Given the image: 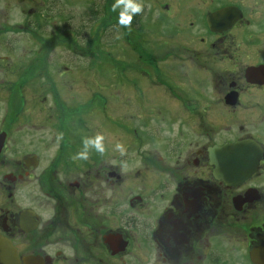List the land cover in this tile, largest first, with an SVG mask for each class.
<instances>
[{
  "label": "flooded vegetation",
  "instance_id": "obj_1",
  "mask_svg": "<svg viewBox=\"0 0 264 264\" xmlns=\"http://www.w3.org/2000/svg\"><path fill=\"white\" fill-rule=\"evenodd\" d=\"M36 1L0 0V264H264V0L104 3L76 73Z\"/></svg>",
  "mask_w": 264,
  "mask_h": 264
},
{
  "label": "rangeland",
  "instance_id": "obj_2",
  "mask_svg": "<svg viewBox=\"0 0 264 264\" xmlns=\"http://www.w3.org/2000/svg\"><path fill=\"white\" fill-rule=\"evenodd\" d=\"M110 1V3H109ZM148 0V3L151 4ZM115 3V0H37L38 6L37 16L41 19L44 18L45 12L50 15V20L44 19L43 26L38 31V36H44V33L51 32L52 39L50 45L51 58L53 60V69H59V72L64 71L66 68H70L72 73L82 72L87 68H80L81 64H85L87 61H81L80 59H88L94 56V53L82 55L87 47L86 41H91L93 28V20L95 16H103L104 3L111 7ZM112 9V7L110 8ZM150 9V8H149ZM21 10V9H20ZM100 12H99V11ZM120 9L116 10V16L119 17ZM100 19V27L102 28L103 18ZM68 28V29H67ZM68 31L69 33H66ZM90 32V33H89ZM78 34V37L76 35ZM74 35V36H73ZM63 38L67 40L63 41ZM103 44L101 47H105L106 41L109 39L108 34L102 35ZM77 42L80 44H77ZM92 46V44L90 45ZM93 47V46H92ZM57 60V61H55ZM64 63V67H61V63ZM60 65V66H57Z\"/></svg>",
  "mask_w": 264,
  "mask_h": 264
},
{
  "label": "clouds",
  "instance_id": "obj_3",
  "mask_svg": "<svg viewBox=\"0 0 264 264\" xmlns=\"http://www.w3.org/2000/svg\"><path fill=\"white\" fill-rule=\"evenodd\" d=\"M120 9L118 23L120 26L131 30V23L135 15L141 14L144 11L142 0H115L112 6V11ZM105 137L102 134H97L95 137H84L82 140L83 150L71 157L72 160H88L90 149L103 155L106 152L104 145ZM115 150L119 152L120 156L127 154V148L122 143H116Z\"/></svg>",
  "mask_w": 264,
  "mask_h": 264
},
{
  "label": "water",
  "instance_id": "obj_4",
  "mask_svg": "<svg viewBox=\"0 0 264 264\" xmlns=\"http://www.w3.org/2000/svg\"><path fill=\"white\" fill-rule=\"evenodd\" d=\"M4 244H3V240H1L0 239V248L3 246ZM10 246H9V244L7 245V251L9 252V251H11V249L9 248ZM2 260H8V257L7 256H0V261H2Z\"/></svg>",
  "mask_w": 264,
  "mask_h": 264
},
{
  "label": "trees",
  "instance_id": "obj_5",
  "mask_svg": "<svg viewBox=\"0 0 264 264\" xmlns=\"http://www.w3.org/2000/svg\"><path fill=\"white\" fill-rule=\"evenodd\" d=\"M109 3H110V1H109ZM105 18H107V16H105Z\"/></svg>",
  "mask_w": 264,
  "mask_h": 264
}]
</instances>
